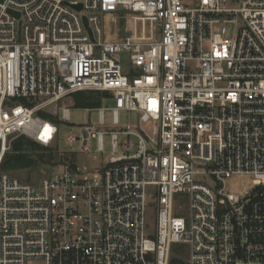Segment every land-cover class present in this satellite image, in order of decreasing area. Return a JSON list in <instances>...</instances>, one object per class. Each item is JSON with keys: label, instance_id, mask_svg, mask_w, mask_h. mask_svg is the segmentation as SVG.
<instances>
[{"label": "built area", "instance_id": "obj_1", "mask_svg": "<svg viewBox=\"0 0 264 264\" xmlns=\"http://www.w3.org/2000/svg\"><path fill=\"white\" fill-rule=\"evenodd\" d=\"M19 137L71 149L37 184L0 160V264H264V0H0L3 150Z\"/></svg>", "mask_w": 264, "mask_h": 264}, {"label": "rangeland", "instance_id": "obj_2", "mask_svg": "<svg viewBox=\"0 0 264 264\" xmlns=\"http://www.w3.org/2000/svg\"><path fill=\"white\" fill-rule=\"evenodd\" d=\"M120 15L123 13V10L119 11ZM136 17V16H135ZM136 21V20H135ZM134 21V23H135ZM142 20L138 21L137 24L140 26ZM146 25L149 26V22H146ZM121 27H125L124 20L120 22ZM144 31H147V27H145ZM122 61H123V69L124 73H129L130 72V62L128 58L127 53L122 54ZM103 106L104 107H113L114 106V101L111 98H106L105 101H103ZM90 121L91 122H98L99 120V113L98 111H93L90 112ZM71 122L68 126H63L60 128V133L59 135L63 137L67 132H70L71 130L77 134H79V128L85 124V111L84 110H72L71 111ZM120 123L121 125H125L128 120V114L126 112H120ZM106 120L107 122H111L113 120L112 112L108 111L106 113ZM132 122L136 123L137 122V114L132 113ZM15 139L8 144V146L3 150L2 144L0 145V160L1 164L4 159L5 154L7 153H13L12 151V145ZM62 148H53L50 150H38L36 151V154H48L52 153L53 158L52 161H47L43 163H37L35 165H29V166H24L22 168H17V169H12V170H5L8 174L18 178L19 180L29 183V184H37L40 180H42L44 177L50 175L53 173L55 170L59 171V165L64 161L66 157H69L70 153L67 151H70V147L66 146L63 142L61 143ZM109 148V144L107 143V149ZM4 151V152H3ZM78 161L82 163H88L92 166H96L98 163L96 160L92 157V155H79ZM2 169V168H1ZM228 185L231 188V190L234 193H240L243 189V187H249L251 185V181L249 180L248 177H240V176H233L229 181ZM149 214L151 217V221L155 222L156 221V211L155 208L151 207L149 209ZM33 264H42L41 261H35Z\"/></svg>", "mask_w": 264, "mask_h": 264}, {"label": "trees", "instance_id": "obj_3", "mask_svg": "<svg viewBox=\"0 0 264 264\" xmlns=\"http://www.w3.org/2000/svg\"><path fill=\"white\" fill-rule=\"evenodd\" d=\"M103 94L99 91H82L74 95V101L78 107H97L101 104ZM1 145V142H0ZM42 145L34 142L26 137L16 138L12 145L13 153H7L1 164V168L5 170H12L22 168L24 166L35 165L52 161L53 154H34L38 150H50ZM7 173V172H6ZM179 249H177L178 252ZM171 264H187L180 256H174Z\"/></svg>", "mask_w": 264, "mask_h": 264}, {"label": "water", "instance_id": "obj_4", "mask_svg": "<svg viewBox=\"0 0 264 264\" xmlns=\"http://www.w3.org/2000/svg\"><path fill=\"white\" fill-rule=\"evenodd\" d=\"M75 7H76V9H78V10H81V9H82V5H78V6H75ZM84 23H85V26L89 29V33H90L91 37L93 38V36H92V31H91V29L89 28L88 20H87L86 17H84ZM124 35H125V36H129L130 34H129L128 32H125ZM93 39H94V38H93Z\"/></svg>", "mask_w": 264, "mask_h": 264}]
</instances>
